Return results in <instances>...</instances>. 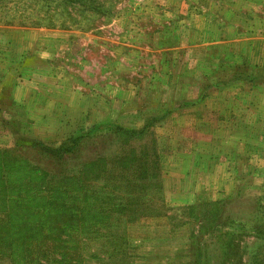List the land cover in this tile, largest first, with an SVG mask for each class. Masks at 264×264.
I'll use <instances>...</instances> for the list:
<instances>
[{
	"label": "rangeland",
	"instance_id": "374dc122",
	"mask_svg": "<svg viewBox=\"0 0 264 264\" xmlns=\"http://www.w3.org/2000/svg\"><path fill=\"white\" fill-rule=\"evenodd\" d=\"M263 34L264 0H0V160L28 161L50 177L100 155L114 172L118 153L133 170V149L156 152L159 161L162 187L150 211L119 225L115 241H86L74 264H253L249 252L263 245L249 230L264 215L249 202L264 194L263 74L254 75L260 88L229 89L202 110L176 105L183 75L195 77L186 94L196 100L206 78L244 72V50ZM260 55L253 49L249 57ZM245 101L261 112L243 110ZM147 107H158L146 116L157 120L142 137L119 142L104 131L141 123L136 111ZM93 131L64 164L26 146L54 148ZM238 193L225 216L246 226L236 235L234 227L229 243L228 227L200 234L202 219L183 210ZM197 252L204 257L195 259ZM8 253L0 250V264H14Z\"/></svg>",
	"mask_w": 264,
	"mask_h": 264
},
{
	"label": "trees",
	"instance_id": "16d2710c",
	"mask_svg": "<svg viewBox=\"0 0 264 264\" xmlns=\"http://www.w3.org/2000/svg\"><path fill=\"white\" fill-rule=\"evenodd\" d=\"M244 72L236 67L231 78L219 79L215 83L210 81L211 78H206L207 82L205 81L200 90L199 100H178L177 109L197 105L211 88L218 89L232 84L233 81L246 79ZM252 82L254 83L255 79H252ZM156 103L155 105H158ZM169 112L170 110H167L165 114ZM149 116L145 118V124L139 130L117 125L104 131L116 137L119 142L125 138L136 139L146 134L152 126L151 121L157 120L154 114ZM96 133L97 131H93L70 137L54 148L38 141H28L26 146L42 159L64 164L80 156L89 143V136L96 137ZM132 152L134 154L129 157L133 170L122 162L118 163L122 156L118 153L111 159L116 167L114 172L113 168L106 164L107 159L100 155L91 161L81 162V169L71 175L52 177L47 170L40 169L28 161L0 160L2 253L6 255L9 252V257L15 260L14 264H72L75 256L81 261L86 250V241L99 242L107 238L110 239L105 241H115L117 234H122L119 225L133 223L141 216L139 211H150L152 204L157 200L155 198H159V189L162 187L161 182L157 183V179H160V167L156 152L149 156L145 150L139 152L133 149L129 154ZM239 195L238 193L236 198L190 205L183 210L186 209L194 220L202 219L204 225H200V234H204L203 229L209 230L208 227L211 226L213 231L221 225L228 227L229 230L224 233L223 238L229 243L233 241L232 229L235 227L236 235L246 226L225 216L227 206L241 201ZM249 202L257 210L264 209V194ZM204 207H208V211H201ZM210 211H214V214L211 215ZM259 217L257 225L249 228L257 238V243H263L262 246H257L255 253L254 250L249 252L253 264L264 262V252H261L264 250V215ZM200 240L202 238H196V241ZM49 242L52 246H49ZM194 257L202 259L204 255L197 252ZM193 264H200V260L194 261Z\"/></svg>",
	"mask_w": 264,
	"mask_h": 264
},
{
	"label": "crops",
	"instance_id": "0c3cea01",
	"mask_svg": "<svg viewBox=\"0 0 264 264\" xmlns=\"http://www.w3.org/2000/svg\"><path fill=\"white\" fill-rule=\"evenodd\" d=\"M257 37L258 36L255 35L254 38L252 39V42L255 41L257 39ZM259 38L261 39V43L259 45L257 44L258 46L254 45L251 42V43H248V49L246 47V49H245L246 51L244 50V54H245V58H246L245 61L246 62L243 65L246 68V70L244 72V76L247 77L246 79L242 78L244 80L233 81L232 84H229L227 86H221L218 89L211 88L210 90L207 91V95L200 101V103H198L197 105H195L193 107L183 108V110H187V109H191V110L200 109V110H202V109H204V106L207 105L208 102L212 101L213 98L219 97L218 95L222 96L224 94V92H226L227 90L232 89V88L233 89H239V88H241L240 86H243V85L244 86H248V87H250L253 90H255L256 88H260V87H256L254 85L255 82L254 83L252 82V79H255L254 75L259 70H260V72H262L263 78H264V34L263 35H259ZM253 49H256V50L259 49L261 55L259 57H255L254 60H251V57H249V55L252 53ZM203 65H204V63H203ZM235 66H236V63H233V67H235ZM191 74L192 73L183 75V89L179 90V93L177 91V93H178L177 100H180V101H191V102L199 100V97L201 95L200 91L198 93V96L195 98L196 100H193L194 98H191L189 95L186 94L188 92V90H190V88H191V86L189 85L188 81L189 80H196L195 77L191 76ZM204 74H205V76H207L206 72H204ZM189 76L191 78H189ZM229 78H231V77H229ZM257 86H260V85H257ZM261 94H263V93L258 94V96H260ZM249 102L250 101H248V104H245V103H247L245 101L243 103V105H241L242 109L243 110H247V109L251 110V109H253L255 114L258 115L261 112L263 107H256L257 105L256 106L251 105V104H249ZM157 108L158 107H155V108L147 107V110L143 111L142 113H140L139 111H136L141 116V123H140V118H139V124H130L129 123V125H127V126L133 128V129H136V130L141 129L144 126V124H145L146 116L150 113V111H154V113L157 112L158 111ZM204 113H205V110H204ZM137 118H138V116H137ZM237 119H239V118L237 117ZM249 129L250 130L253 129V126L251 125ZM214 201H216V200H214ZM207 202H210V201H207ZM207 202H205V203H207ZM199 204H201V203H199Z\"/></svg>",
	"mask_w": 264,
	"mask_h": 264
}]
</instances>
